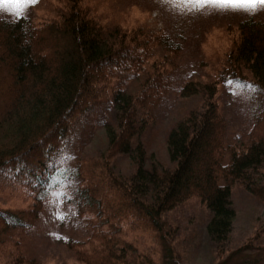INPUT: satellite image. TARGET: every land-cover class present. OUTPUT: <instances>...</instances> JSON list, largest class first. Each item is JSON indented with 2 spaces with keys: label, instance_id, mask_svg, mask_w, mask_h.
Segmentation results:
<instances>
[{
  "label": "trees",
  "instance_id": "trees-1",
  "mask_svg": "<svg viewBox=\"0 0 264 264\" xmlns=\"http://www.w3.org/2000/svg\"><path fill=\"white\" fill-rule=\"evenodd\" d=\"M52 10L54 18L38 25L27 14L0 16V179L17 176L12 183L21 180L15 187H21L30 199L18 211H2L0 207V225L6 228L0 239L9 237L18 245L21 241L16 231L35 225L51 199L44 189L56 187L47 186L55 179L57 167L47 169L50 150L79 129L77 121L99 101L97 94L102 88L94 86L105 84L110 70L137 69L151 48L176 56L180 46L185 47L184 37L189 32L185 20L168 19V26L160 30L131 28L118 19L101 24L82 0H65L60 13ZM242 14L246 16L220 21L226 30L234 22L236 40L223 60V68L216 70V80L209 81L212 86L204 97L203 109L191 118L179 119L166 133L169 167L153 170L156 166L149 162L148 152L146 157L141 155L145 149L139 146V137L144 116L150 115L172 82L174 68L170 63L169 70L162 64L152 70L137 94L114 92V123L106 129L108 140L101 161H77L74 170L68 166L69 175L57 183L68 200L78 202L79 208L81 202H88L98 219L103 217L108 222L119 218L129 228L133 225V231L160 232L165 213L196 198L208 211L205 234L215 244L226 241L235 217L230 202L234 185L264 205V116L252 121L246 145L241 144L238 150L230 148L226 158L222 156L226 147L216 96L218 85L223 87V80L248 84L264 100V17ZM198 36L202 37L201 32ZM193 43L197 49V43ZM195 84L185 83L181 93ZM78 149L83 150L82 146ZM136 151V171L121 180L111 165L119 155L132 159ZM72 154L77 157L78 152ZM254 173L260 176L252 178ZM20 176L28 180L24 182ZM85 221L93 224L88 217ZM258 233L255 231L218 264H228L246 251L249 255L263 251L260 240L252 242ZM84 242L87 249H74L72 253L83 264H153L112 228L105 231L94 226ZM166 252L170 259V250ZM5 264L37 263L33 250L22 244L18 258Z\"/></svg>",
  "mask_w": 264,
  "mask_h": 264
},
{
  "label": "rangeland",
  "instance_id": "rangeland-1",
  "mask_svg": "<svg viewBox=\"0 0 264 264\" xmlns=\"http://www.w3.org/2000/svg\"><path fill=\"white\" fill-rule=\"evenodd\" d=\"M82 1L89 7L91 15L101 24L107 23V19H118L122 20L123 25L131 28L160 30L168 26V19L185 20L184 25H189L188 36L184 37L186 45L180 46L176 56L164 49L160 51L158 47L151 48L142 58L137 69H129L125 72L110 70L111 72L107 74V82L94 86L95 89L102 88L97 94L99 101L97 102L96 97L95 103H97L87 110L89 113L85 117L77 121L79 129H74L64 136L60 143L50 150L47 169L57 167L55 179L47 185L49 188L56 187L50 190L44 189V192L51 195L47 210H43L35 225L27 230L20 227L16 231L14 228L13 231H16L20 238V245L9 237L3 236L2 240L0 239V264L17 259L22 244H28L30 250H33L37 264H83L73 257V250L87 249L84 241L89 238L92 227L98 225L105 231L112 228L118 236L133 245L139 255L150 259L153 264H163L165 261L167 264L172 262L218 264L229 256L232 250L250 239L255 231L259 233L252 242L260 240L263 245L264 205L252 199L239 185H234L231 189L230 202L235 217L230 232L223 244H215L205 234L204 222L207 221L208 211L204 203H200L196 198L181 202L165 213L161 218L160 232H142L143 230H131L133 225L130 229L129 225L119 218L108 222L103 217L98 219L88 202H81L79 208L78 202L68 200L69 196L65 191L57 189V183L69 175V168L74 170L77 161H101L100 157L105 153L108 140L106 129L114 123L116 111L113 103L114 92L122 91L132 96L137 94L152 70L161 64L169 70L170 63L174 68L171 70L172 82L162 94L159 103L150 110V115L144 116V130H141L139 137L142 143L139 146L145 149L141 155L146 157L148 152L149 162L156 166L153 170H166L169 167L165 149L166 133L179 119L191 118L203 109L204 97L208 96V89L212 86L209 81L216 80V70L223 68V60L230 54L232 42L236 40L234 22L226 30L220 25V21L232 17L243 18L246 15L242 13L253 14L252 17H264V5L256 4L254 8L249 9L246 6H229L212 3L209 0ZM63 2L65 3V0H36V3L28 4L22 10V14L30 16L32 22L38 25L54 18L55 12L50 11L51 8H55L56 13H60L64 9ZM191 9L194 10L193 13L190 12ZM16 14L7 0H0V16L8 17ZM181 31L186 35L185 30L181 28ZM200 32L201 38L198 36ZM193 41L197 43V49L194 43L192 44ZM243 75L246 80V73ZM190 81L196 83L195 86L181 93L182 85ZM223 82V87L219 84L218 89L216 88V96L223 116V140L226 149L222 150V156L226 158V152L230 148L238 150L242 147L241 144L248 143V132L252 121L254 122L260 115L264 116V100L256 95L248 84L233 80L231 83L227 80ZM78 146H82L83 150L79 151ZM74 152H78L77 157L72 154ZM133 155L135 158L132 159L126 155H119L111 165L113 173L121 180L130 177L136 171L135 162L139 151L133 152ZM144 168L147 169V166ZM251 176L256 179L260 174L254 173ZM15 178L17 176L9 178L4 176L0 179L2 211H18L30 201L27 200L29 197L21 187L17 188L21 180L12 183ZM23 178L24 182L28 180L27 177ZM86 217L92 221V225L85 221ZM0 227V234H3L6 228L3 225ZM113 235L117 237L116 233ZM93 245L95 244L90 247ZM167 249L170 250V259L167 252L165 253ZM228 264H264V250L259 251L258 254L252 252L250 255L249 251H246L241 256L232 258Z\"/></svg>",
  "mask_w": 264,
  "mask_h": 264
},
{
  "label": "snow or ice",
  "instance_id": "snow-or-ice-1",
  "mask_svg": "<svg viewBox=\"0 0 264 264\" xmlns=\"http://www.w3.org/2000/svg\"><path fill=\"white\" fill-rule=\"evenodd\" d=\"M209 2L223 3L228 4L229 6H246L249 9L254 8L256 4L264 5V0H209ZM7 3L11 5V8L15 13L22 14V10L26 8L28 4L36 3V0H7Z\"/></svg>",
  "mask_w": 264,
  "mask_h": 264
}]
</instances>
